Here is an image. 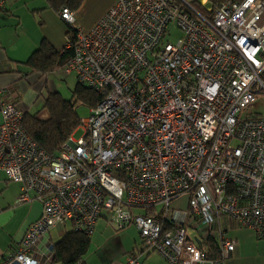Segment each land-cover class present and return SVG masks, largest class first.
Here are the masks:
<instances>
[{
	"label": "built area",
	"instance_id": "built-area-1",
	"mask_svg": "<svg viewBox=\"0 0 264 264\" xmlns=\"http://www.w3.org/2000/svg\"><path fill=\"white\" fill-rule=\"evenodd\" d=\"M211 12L119 0L88 31L76 28L65 73L102 99L56 156L24 129V105L0 106V170L20 184L16 204H41L0 264H45L51 250L41 261L37 247L54 227L89 237L101 218L117 230L134 225L168 264H223L236 245L227 223L264 240V116H241L264 91V0ZM60 17L74 26L69 9ZM170 24L182 33L174 45L161 42ZM180 198L186 207L172 208ZM194 238L218 241L221 260L207 259ZM136 252L125 264H137Z\"/></svg>",
	"mask_w": 264,
	"mask_h": 264
},
{
	"label": "crops",
	"instance_id": "crops-1",
	"mask_svg": "<svg viewBox=\"0 0 264 264\" xmlns=\"http://www.w3.org/2000/svg\"><path fill=\"white\" fill-rule=\"evenodd\" d=\"M117 1L119 0H83L78 9L72 11L74 31L76 28L83 32L88 31ZM179 1L182 5L196 7L195 0ZM59 3L60 0H7L4 10L0 13V88H6L8 94L0 95V106L10 100L31 105L34 99L42 96L44 90L48 95L56 92L48 80L50 73L35 72L26 63L43 42L57 52L66 47L67 33L71 25L61 19L62 6ZM203 3L205 4L206 0H203ZM19 193L20 184L8 181L5 173L0 170V261L17 249L27 227L40 216L41 204L38 201L16 204ZM30 196L33 197V194L31 193ZM18 215H21L19 219ZM99 221L102 222L101 225H98ZM65 226L57 225L40 242L37 247L38 259L44 261L49 255L52 244L60 239L64 232L61 229ZM226 226V236L235 240L236 245L227 258L228 261L223 264L234 263L249 246H255L257 254L264 256V240L257 239L248 229L236 228L232 223H227ZM109 227L114 226L104 218L99 219L91 235L98 234L102 228L111 231ZM56 229L59 230V234L57 238H53L52 234ZM95 238H98V235ZM89 249L90 244L88 251ZM131 250L133 251L129 250L126 239L118 241L116 236L110 235L99 246H95L89 258H83V264H121L124 255L136 251H138L137 264L144 257L146 259L141 264H168L160 259L161 256L153 257L156 253L152 251L145 253V248L138 250L135 247ZM45 264H53L51 258Z\"/></svg>",
	"mask_w": 264,
	"mask_h": 264
},
{
	"label": "trees",
	"instance_id": "trees-1",
	"mask_svg": "<svg viewBox=\"0 0 264 264\" xmlns=\"http://www.w3.org/2000/svg\"><path fill=\"white\" fill-rule=\"evenodd\" d=\"M82 1L60 0L59 4L62 8H67L72 12L78 9ZM227 1L239 3L243 0H206V2L211 4V9ZM199 7L210 17L211 10H206L203 6L196 4L193 9L198 11L197 8ZM75 34L76 31H74L73 26H70L67 33L66 47L59 52L52 50L43 42L41 47L28 59L26 65L31 70L41 74L64 69L73 56L76 42ZM67 44H70V46L67 47ZM74 94L80 104L86 105L90 109L94 108L102 99L99 92L79 83H77ZM41 112L46 113L45 118L39 116ZM79 124L80 118L74 103L63 100L56 92L47 96L40 112L34 114L26 112L23 119L24 129L37 145L51 157L57 155L61 146L78 129ZM89 244L90 236L88 237L84 233L75 231L70 225V229L68 231L65 230L60 239L52 244L51 263L83 264V258L88 251ZM197 246L207 259L221 260L218 241L208 238L199 242Z\"/></svg>",
	"mask_w": 264,
	"mask_h": 264
},
{
	"label": "rangeland",
	"instance_id": "rangeland-1",
	"mask_svg": "<svg viewBox=\"0 0 264 264\" xmlns=\"http://www.w3.org/2000/svg\"><path fill=\"white\" fill-rule=\"evenodd\" d=\"M197 13L201 14L202 16L208 17V15L206 14V12L203 11V9L201 7L197 8ZM182 37V33L180 30H178L174 24H170L168 26V29L166 31V33L164 34L161 42L163 44L169 43L171 45H174L177 43V41ZM48 80L51 82L52 87L54 88V90H56V93H58L61 98L63 100L66 101H71L74 103L75 108L77 109V114L78 117L80 119L86 118L89 115V111L90 108L87 107L86 105L80 104L74 94V91L76 89L77 86V79L74 73L71 74H66L65 70H56L54 72H50ZM48 93L46 90H44L42 92V96L38 97L36 100L34 99L33 102L31 103V105L24 103L22 101H20V104L26 106L27 108V112L34 114L37 112H40L42 110V107L44 105V101L47 98ZM39 116L41 118H45L46 117V113L45 112H41L39 114ZM242 117H256V116H264V91L258 93L256 95V100L253 104H251L249 107H247L242 113H241ZM83 135V132L79 129H77L74 133H73V137L75 139L81 137ZM187 205V202L184 198H180L178 200H175L171 206L172 208H185ZM157 212L160 211V207H157ZM135 214H144L145 211L141 210V209H133ZM105 214V213H103ZM21 217V215H18L17 218L19 219ZM108 218H110V215H108ZM102 219V218H101ZM101 225L102 222L99 221L98 225ZM65 228L61 229L62 231L64 230H69L70 229V224H65ZM110 228V227H109ZM111 231L109 230H100L98 231V234L96 233V235L94 234L91 238V243H90V249L88 251V253L85 254L84 258H89L92 253L95 250V246H99V244L105 239L110 237V235H114L116 236L117 240H123L127 241L128 246H129V250L132 252L133 250H131L132 248L134 249L135 247L139 249H144V246L142 245V240L139 236V232L136 229V227L132 224L128 225L124 230H117L116 228H110ZM59 230H54L52 236L53 238H57V234ZM51 233V232H50ZM189 235H191L192 237L194 236V232L193 231H189L188 232ZM98 238H95L97 237ZM100 236V238H99ZM104 237V239H103ZM96 240V241H94ZM150 250L145 249L144 252H148ZM131 252H129L128 254H130ZM128 254L124 255L123 258H121L120 263L123 264L125 263L126 257L128 256ZM155 258L159 257L157 254H154ZM146 259V257H144L142 261H144ZM164 261L163 258H160ZM155 260H153L154 262ZM225 261L227 262L228 259H225ZM224 261V262H225ZM123 262V263H122ZM141 262L139 264H141ZM53 264H60V263H53ZM232 264H264V256H259L257 254V252L255 251V246H249L245 249V251L237 257L236 261Z\"/></svg>",
	"mask_w": 264,
	"mask_h": 264
},
{
	"label": "water",
	"instance_id": "water-1",
	"mask_svg": "<svg viewBox=\"0 0 264 264\" xmlns=\"http://www.w3.org/2000/svg\"><path fill=\"white\" fill-rule=\"evenodd\" d=\"M195 2L197 5L203 6L206 10H211V8H212L210 3L206 2L204 4L203 0H195ZM193 240L196 244H199V242H200L197 238H194Z\"/></svg>",
	"mask_w": 264,
	"mask_h": 264
},
{
	"label": "bare ground",
	"instance_id": "bare-ground-1",
	"mask_svg": "<svg viewBox=\"0 0 264 264\" xmlns=\"http://www.w3.org/2000/svg\"><path fill=\"white\" fill-rule=\"evenodd\" d=\"M229 233V232H228ZM229 236H230V234H229ZM230 237H232V235L230 236ZM198 247V246H197Z\"/></svg>",
	"mask_w": 264,
	"mask_h": 264
}]
</instances>
